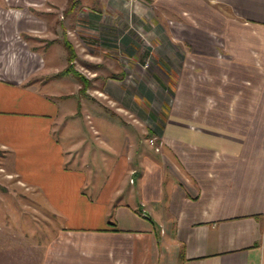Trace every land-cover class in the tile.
<instances>
[{"label":"crops","instance_id":"1","mask_svg":"<svg viewBox=\"0 0 264 264\" xmlns=\"http://www.w3.org/2000/svg\"><path fill=\"white\" fill-rule=\"evenodd\" d=\"M101 3L96 42L124 54H93L92 100L43 57L0 67V150L46 220L38 264H264V0L141 4L157 52L132 84L128 6Z\"/></svg>","mask_w":264,"mask_h":264},{"label":"rangeland","instance_id":"2","mask_svg":"<svg viewBox=\"0 0 264 264\" xmlns=\"http://www.w3.org/2000/svg\"><path fill=\"white\" fill-rule=\"evenodd\" d=\"M105 1L128 6V21L133 26L130 30L134 31L139 41L136 59L128 58V83L141 80V75L136 76L131 68L132 61L137 60L144 65L142 76L148 78L150 70L154 67L153 57L145 61L138 58L146 54L148 47L149 54L157 52L154 42L143 33L141 27L144 24L142 20L148 21L146 19L149 18L146 8L141 4L149 5L150 0ZM136 5L139 6L135 7ZM148 8L151 10L150 5ZM102 9L101 0H0V67H12L19 54H33L40 62L44 61L43 57L48 67L53 70L59 68L58 75L67 73L72 79L79 81L81 93L92 100V70L97 61L93 59V54H124L121 50L115 52L108 48L110 44L96 42L95 28L99 22L95 21L94 17L103 11ZM154 12L149 13L152 15ZM107 20L104 18L105 24L109 22ZM122 61L126 62L125 59ZM146 62H149L147 67ZM70 82L65 81L66 86L70 85ZM136 129L141 130L137 127ZM145 133L141 139L143 144L158 150L161 141L155 139V142L151 143L150 132ZM101 151L105 152L106 157H114L104 149ZM3 153L4 151L0 150V264H38L42 258V245L48 238L46 220L39 211L43 208L40 203H33L24 189L17 185L11 186L17 184L14 181L19 177L11 172L9 157L5 158ZM87 159L88 172L98 165L107 169V159H103V154L99 164L94 162L92 155ZM58 221L53 218L54 224Z\"/></svg>","mask_w":264,"mask_h":264},{"label":"built area","instance_id":"3","mask_svg":"<svg viewBox=\"0 0 264 264\" xmlns=\"http://www.w3.org/2000/svg\"><path fill=\"white\" fill-rule=\"evenodd\" d=\"M148 63H149V62H146V63H145V66H146V67L148 66ZM150 141H151V143H154V142H155V139H154V138H151Z\"/></svg>","mask_w":264,"mask_h":264}]
</instances>
